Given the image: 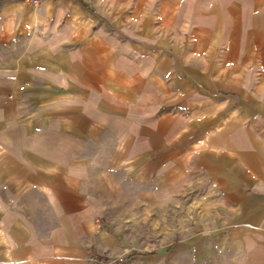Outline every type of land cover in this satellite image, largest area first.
Instances as JSON below:
<instances>
[{
    "label": "crops",
    "instance_id": "obj_1",
    "mask_svg": "<svg viewBox=\"0 0 264 264\" xmlns=\"http://www.w3.org/2000/svg\"><path fill=\"white\" fill-rule=\"evenodd\" d=\"M181 205L162 264H264V0H0V264H156Z\"/></svg>",
    "mask_w": 264,
    "mask_h": 264
},
{
    "label": "rangeland",
    "instance_id": "obj_2",
    "mask_svg": "<svg viewBox=\"0 0 264 264\" xmlns=\"http://www.w3.org/2000/svg\"><path fill=\"white\" fill-rule=\"evenodd\" d=\"M38 3L39 0H32ZM170 218L163 216L162 210L155 209L148 214L146 208L140 207L138 222V255L155 254L156 264H162L163 257L160 250L167 248L169 251L182 245L178 239L182 236V205L170 210ZM128 227V228H127ZM129 226H123V229ZM99 258L109 261V264H116V258L107 254L96 255ZM180 258H174L172 264Z\"/></svg>",
    "mask_w": 264,
    "mask_h": 264
},
{
    "label": "built area",
    "instance_id": "obj_3",
    "mask_svg": "<svg viewBox=\"0 0 264 264\" xmlns=\"http://www.w3.org/2000/svg\"><path fill=\"white\" fill-rule=\"evenodd\" d=\"M90 261L93 263V264H109L110 262L109 261H105L104 259L102 258H99L97 256H92L90 258Z\"/></svg>",
    "mask_w": 264,
    "mask_h": 264
}]
</instances>
